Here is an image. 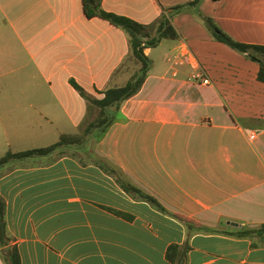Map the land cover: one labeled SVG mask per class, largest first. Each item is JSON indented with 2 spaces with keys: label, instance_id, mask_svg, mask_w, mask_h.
Here are the masks:
<instances>
[{
  "label": "crops",
  "instance_id": "1",
  "mask_svg": "<svg viewBox=\"0 0 264 264\" xmlns=\"http://www.w3.org/2000/svg\"><path fill=\"white\" fill-rule=\"evenodd\" d=\"M190 1L100 8L149 26ZM196 12L234 41L264 46V0L185 7L172 18L178 38L144 51L151 67L138 93L82 138L97 110L70 81L95 99L123 87L140 68L128 37L87 18L82 0H0V146L72 140L0 167L9 240L0 264L12 248L20 264H264V233L234 236L264 226V84L258 65L214 41ZM197 71L209 85L191 79Z\"/></svg>",
  "mask_w": 264,
  "mask_h": 264
},
{
  "label": "trees",
  "instance_id": "2",
  "mask_svg": "<svg viewBox=\"0 0 264 264\" xmlns=\"http://www.w3.org/2000/svg\"><path fill=\"white\" fill-rule=\"evenodd\" d=\"M201 1L202 0H192L184 5L172 7L169 9V11H164V13L161 14L154 24L145 26L129 18L103 11L100 8L101 0H82L84 13L87 18L98 17L108 22L110 25L122 30L126 34L129 40L132 57L140 64V68L130 77L128 82L123 87L109 88L101 92L100 94H102V98L100 99H95L86 95L84 90L78 84H76L74 81H70L72 88L86 102H88V104L97 110L94 120L86 126L82 134V138H86L93 132L103 130L105 127H107L112 121L109 111L111 109L118 111L125 101L129 100L138 93L151 67V61L144 54V51L146 49L156 48L162 40L177 39L178 34L172 25L173 16L180 14L185 7H198ZM196 14L198 17H201L204 26L214 41L227 46L231 50L243 55L246 59L258 65L257 80L258 82L264 84V46L247 45L236 42L226 33L220 30L210 18H203L198 12H196ZM153 31L154 34H152ZM71 141L72 140L67 137H62L58 143L49 147L32 149L18 153L8 152L2 158H0V167L13 160L28 159L31 157L51 154L58 148L67 145ZM117 181L126 193L137 199H141L150 203L158 210L164 211L161 205L154 198L146 195L125 180L117 179ZM261 233H264V226H261L256 230L240 231L235 233L234 236L237 238H248L255 234L260 235ZM8 242L9 240L6 234V224L4 218V204L0 200V248L7 247ZM175 249L178 248L176 246L170 247L169 253L167 254L168 259L171 261L172 258L170 253ZM4 258L6 264H20L18 253L14 248L8 249L7 255ZM179 264H183V260Z\"/></svg>",
  "mask_w": 264,
  "mask_h": 264
},
{
  "label": "built area",
  "instance_id": "3",
  "mask_svg": "<svg viewBox=\"0 0 264 264\" xmlns=\"http://www.w3.org/2000/svg\"><path fill=\"white\" fill-rule=\"evenodd\" d=\"M191 79L195 82H200L201 85L207 86L210 84V81L204 76L202 71H197L192 75ZM253 139V137H251Z\"/></svg>",
  "mask_w": 264,
  "mask_h": 264
},
{
  "label": "rangeland",
  "instance_id": "4",
  "mask_svg": "<svg viewBox=\"0 0 264 264\" xmlns=\"http://www.w3.org/2000/svg\"><path fill=\"white\" fill-rule=\"evenodd\" d=\"M19 148H25V147H7L5 145L0 146V158L2 156H4V154L8 151V150H13V149H19Z\"/></svg>",
  "mask_w": 264,
  "mask_h": 264
}]
</instances>
